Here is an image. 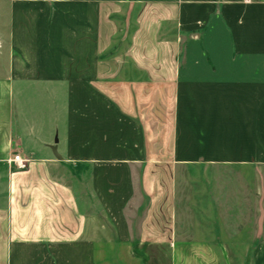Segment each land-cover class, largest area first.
I'll list each match as a JSON object with an SVG mask.
<instances>
[{
	"label": "crops",
	"instance_id": "1",
	"mask_svg": "<svg viewBox=\"0 0 264 264\" xmlns=\"http://www.w3.org/2000/svg\"><path fill=\"white\" fill-rule=\"evenodd\" d=\"M0 6V264H264V0Z\"/></svg>",
	"mask_w": 264,
	"mask_h": 264
},
{
	"label": "rangeland",
	"instance_id": "2",
	"mask_svg": "<svg viewBox=\"0 0 264 264\" xmlns=\"http://www.w3.org/2000/svg\"><path fill=\"white\" fill-rule=\"evenodd\" d=\"M1 10L2 7L0 6V45H6V19L5 13ZM16 167L22 170L25 168V164L22 168L18 165ZM137 250L139 251L140 249L138 248ZM141 256L144 264H168L167 251L164 247H142Z\"/></svg>",
	"mask_w": 264,
	"mask_h": 264
},
{
	"label": "built area",
	"instance_id": "3",
	"mask_svg": "<svg viewBox=\"0 0 264 264\" xmlns=\"http://www.w3.org/2000/svg\"><path fill=\"white\" fill-rule=\"evenodd\" d=\"M11 162L18 165L20 168L24 167V160L19 155L14 156Z\"/></svg>",
	"mask_w": 264,
	"mask_h": 264
}]
</instances>
